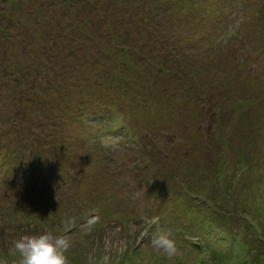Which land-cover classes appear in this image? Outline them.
<instances>
[{
    "label": "rangeland",
    "instance_id": "obj_1",
    "mask_svg": "<svg viewBox=\"0 0 264 264\" xmlns=\"http://www.w3.org/2000/svg\"><path fill=\"white\" fill-rule=\"evenodd\" d=\"M207 1L181 0L189 9ZM207 4L211 16L225 12ZM60 6L42 12L35 0H0V144L17 159L10 165L0 153V264H19L12 240L46 230L69 237V264H264V28L253 17L264 13V0L225 8L233 19L223 24L229 41L214 45L229 53L223 62L234 74L215 70L211 88L198 79L186 89L182 78L185 112L140 110L136 102L127 122L113 112L105 121L75 116L81 108L102 111L92 97V106H75L78 96L100 89L88 80L90 64L37 51L40 35L63 22ZM186 44L180 47L190 51ZM163 79L170 94L181 89ZM210 93V112L188 100ZM149 120L161 137L146 135ZM161 229L176 242L172 257L152 246Z\"/></svg>",
    "mask_w": 264,
    "mask_h": 264
},
{
    "label": "trees",
    "instance_id": "obj_2",
    "mask_svg": "<svg viewBox=\"0 0 264 264\" xmlns=\"http://www.w3.org/2000/svg\"><path fill=\"white\" fill-rule=\"evenodd\" d=\"M35 1L37 4L36 8L42 10V12H44L45 6L51 9L60 3V13L63 21L58 22L60 27L54 26L58 31L47 30L43 36L42 34L40 35V43L36 48H42L35 50L43 53L52 61H55L60 54L65 55L74 62L79 55L81 61L86 58L88 62L85 65L90 64L89 73L92 74L88 80L100 87V89L95 91V94L87 90L85 97L78 96L75 106L78 108L92 106L88 100V98L92 97L96 99L97 105L102 111L85 114L83 108H81L80 112H77L78 115H75L80 117V119L85 120L84 117H88L87 120L94 118L95 120L105 121L109 119L108 114L113 112L122 117V122L123 119L127 122L130 120L129 112L135 109L133 106L136 102H140V106H142L140 110L150 111L155 107L160 109L168 108L175 115H179L180 112H185L186 103L185 98L180 101L178 98V94L184 95L183 90L185 88L183 84L186 82L180 81L182 78L187 81L186 89L190 88L191 85L195 89V82L198 79H200L202 87L211 88L219 81L213 77L215 70L221 72L226 70L230 76L234 74L235 68L230 66L227 61L223 62L229 53L225 51L219 52L216 48L219 44L227 45L229 41L223 24L225 22L230 24L233 21V19L229 18L230 11L225 9L228 4H232V0L230 2L229 0H211L207 1L206 4L200 3L199 7H195L193 4L191 9H189V5L186 2L182 3L181 0ZM239 1L242 5L250 2V0ZM211 2H215L225 12L217 18L211 16L208 8L209 4H207ZM72 12H75L74 15H72ZM71 16L75 17L69 19ZM241 16L239 19H241ZM253 17L258 21L259 26L264 28L263 11L253 13ZM218 19L220 20L218 21ZM187 20L190 22L188 26ZM173 23L178 27V30L176 29L175 33L173 32L174 34L171 33V30L175 27L172 25ZM254 24L256 25L255 21ZM217 26L219 31L216 33ZM11 27L13 26L11 25ZM1 29L3 31V28ZM185 30H192L190 32L191 38L186 40H184L186 37ZM207 31L215 32L212 38H207ZM239 31L236 34L240 37ZM132 32H135L134 35H132ZM61 34L64 37H61ZM42 39H44V44H42ZM60 39H65L67 45L61 44ZM182 41L189 42L186 45H188L191 52L186 51L184 46L180 47V42ZM215 41L219 42L216 46L214 45ZM40 53L36 55L40 56ZM260 53L264 58V49ZM231 54L233 52H230V56ZM258 57L257 55L254 58ZM164 76L172 78L174 85H181V89L179 88L175 94H170L166 90ZM55 81L54 85L60 86L59 81ZM79 84H82V89L80 90L82 91L86 85L83 84V81H80ZM225 84L223 88L230 85L229 79L225 81ZM159 86L163 88L162 92H158ZM192 86L191 88H193ZM95 95H97L96 98L94 97ZM134 97L137 98L135 101ZM188 100L202 104L205 107H201L204 112H210L213 106L212 102H214L211 93L206 99L202 95L201 98L193 96L192 99ZM173 105L177 106H174V110H171L170 106ZM16 109L19 110L18 107ZM17 113L16 111L15 114ZM188 116H184L182 120H186ZM5 119L8 125L7 117ZM198 119V117L195 119L196 122H198ZM11 121L14 122L11 124L15 126H18L17 123H21L16 117L14 121L13 119ZM189 122L188 124L192 125L193 121ZM188 124L184 128L187 129ZM154 126L159 129V124L154 120H149L145 124L146 135L161 137V134L154 130ZM175 126H178L177 122ZM129 128V132H135V129ZM150 130H154V133H150ZM185 133H187V130ZM4 149L5 152L1 157L9 160L10 165L15 162V166H17V159L11 154L13 151L9 149L8 145L0 144V153ZM200 160L203 161V159ZM207 161L205 163H209L210 160ZM23 170L26 169L23 168Z\"/></svg>",
    "mask_w": 264,
    "mask_h": 264
},
{
    "label": "clouds",
    "instance_id": "obj_3",
    "mask_svg": "<svg viewBox=\"0 0 264 264\" xmlns=\"http://www.w3.org/2000/svg\"><path fill=\"white\" fill-rule=\"evenodd\" d=\"M151 243L168 257L177 254L176 242L166 230H157L152 235ZM10 245L9 251L19 256V264H69L67 253L72 246L67 235L52 230L21 235Z\"/></svg>",
    "mask_w": 264,
    "mask_h": 264
}]
</instances>
